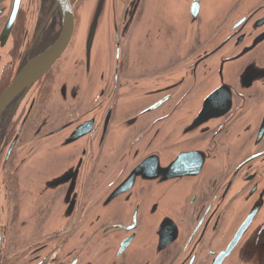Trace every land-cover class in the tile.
Here are the masks:
<instances>
[{
    "label": "flooded vegetation",
    "instance_id": "1",
    "mask_svg": "<svg viewBox=\"0 0 264 264\" xmlns=\"http://www.w3.org/2000/svg\"><path fill=\"white\" fill-rule=\"evenodd\" d=\"M243 2L214 21L198 13L173 25L156 15V0H0V99L73 19L60 57L0 112V264L140 263L122 245L147 243L135 235L145 212L156 221L153 202L163 196L151 193L166 185L174 152L177 160L199 148L209 156L202 167L215 157L219 168L183 213V240L162 264H264V9L252 16L264 0ZM209 43L225 87L212 90L215 111L189 141L180 122H193L191 104L210 82L213 60L199 53ZM161 76L169 81L135 86ZM134 172L128 205H114L112 193ZM149 238L157 240L154 229Z\"/></svg>",
    "mask_w": 264,
    "mask_h": 264
},
{
    "label": "water",
    "instance_id": "2",
    "mask_svg": "<svg viewBox=\"0 0 264 264\" xmlns=\"http://www.w3.org/2000/svg\"><path fill=\"white\" fill-rule=\"evenodd\" d=\"M235 1L236 0H201V2H199V0H156L155 9L156 15L158 17H160L162 20H170V22L175 25L182 18L190 17V15L197 16L198 13L203 18L205 17L206 20L214 21L217 18L221 17L235 3ZM257 1L258 0H244L242 6L247 3L254 5ZM86 8L89 9L90 6H87ZM241 8L242 7H240V9ZM263 9L264 7H260L255 13L252 14V16L261 13ZM98 17L99 14L96 12L94 20L90 23H96ZM248 19L242 20L238 25L245 28V24ZM72 20L73 19L70 18L65 23L64 32L59 41L53 47L48 49L43 55L28 64L24 68V70L19 74V76L15 79V81L8 87L5 94L0 99V112H3L7 104L12 100L14 96L21 92L22 89L29 87L32 83H35L39 79H41L47 72L48 68L60 57L69 41L73 26ZM254 30L259 31L260 28L255 27ZM93 31L94 30L88 32ZM86 39L87 38L83 37V40ZM243 41H245V37L241 36L240 42ZM209 45L210 43L206 45L205 48L199 53L202 56L206 55L208 58H212L213 60L206 64V68L210 77V82L205 87H202L201 91H199V98H197L191 104V109L196 114L193 119V122L187 124V117H184L180 122L179 128L183 130V132L180 133V136L188 138L189 141L192 140L193 136H196L197 130L202 128V126L206 124L207 119L201 121V116L203 114H206L207 112L215 111L213 107H210L212 99L216 96L215 91L212 90L215 88L218 89L225 87V83L223 82L220 83V85L218 86L216 83L217 80H215L214 77L215 69H218V75L219 77H221L219 64L216 63L219 62V60L221 59V54L218 51L209 52ZM89 48L90 44H88V49ZM223 65L227 66L228 63H223ZM167 81H169V77L161 76L155 79L136 83L135 86L137 88H151L154 86L163 85L167 83ZM250 82L252 83L253 81ZM144 94L147 95L146 93ZM198 104H202V107L197 113ZM115 136L116 132L114 134V137ZM203 152H207V150L203 148L195 149L192 151L189 150L188 153L180 155L177 160L176 153H173V164L167 166L165 173H163V183H166V185L163 188L156 187L154 189V193H151L153 196H155V194L157 193H160L163 196L162 202H153L156 203V213L154 214L156 221L153 223L151 220H149V217L145 212L144 219L141 224V232L135 235L144 236V238H146L147 243L145 244L142 239H140L139 241H132L131 238L130 242L128 240L125 244L122 245V249H124L128 245V251L130 256H128L127 258L132 259L136 257V260H141L140 263L135 264H149L151 260L152 264H162V262L172 252V250L175 249L180 242H182L184 226L181 223L180 219L183 213H185L188 209L190 210L192 208L197 194L202 188L205 187L211 172H216L219 168L217 167V159L215 157H213L214 163L212 167H202L203 162H206L209 159V156L203 154ZM194 162L195 164L193 165ZM151 163L152 164L150 167L153 168V170H156V160L151 159ZM152 173L151 178H154L152 177ZM136 174L137 173L134 172L130 176L128 186L124 190L113 192L109 201L112 200L114 205H118L120 207L124 205V207H126L128 205V202H126L125 194L129 193V187L131 186L133 178L136 176ZM145 175L148 176L149 174ZM198 175L200 177L199 181H196L194 183H190L188 181L189 178L197 177ZM179 183L184 185L178 186ZM171 184H173V186H170ZM186 185H192L193 187ZM152 204H146L145 210L148 211L152 207ZM107 205L108 204H104L103 206H100L98 209H96L93 214L94 221H96L97 218L101 216V214L107 208ZM112 207L113 205L110 204L108 206V209H111ZM159 222L160 225L158 226V229L153 228L154 226L159 224ZM152 229H154L157 237V240L153 242L149 238V233ZM238 239L239 238L234 239V241L226 250V252L221 253L219 255L221 260H223L226 256L229 255V252L232 250L231 248L235 246ZM159 256L162 257V260L157 261L156 259ZM153 258H155V260ZM106 264L110 263L107 262Z\"/></svg>",
    "mask_w": 264,
    "mask_h": 264
}]
</instances>
